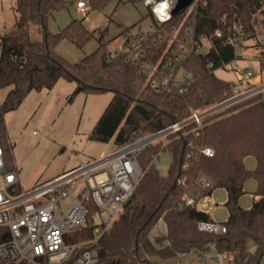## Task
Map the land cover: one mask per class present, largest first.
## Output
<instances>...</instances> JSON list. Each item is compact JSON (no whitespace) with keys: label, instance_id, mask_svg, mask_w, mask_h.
Returning a JSON list of instances; mask_svg holds the SVG:
<instances>
[{"label":"trees","instance_id":"obj_1","mask_svg":"<svg viewBox=\"0 0 264 264\" xmlns=\"http://www.w3.org/2000/svg\"><path fill=\"white\" fill-rule=\"evenodd\" d=\"M76 0H16V23L10 30L0 32V143L6 151L7 164L13 163V144L8 138L5 114L19 107L32 91L51 89L61 78L76 80L80 90L87 93L112 91L113 96L94 125L90 137L121 146L137 135L159 130L174 121L187 117L192 106L211 103L223 97L237 81L219 76L218 68H226L238 58L237 49L227 42L234 32L254 31L264 21V0H203L193 16L198 39L209 37L216 29L213 49L192 52L183 61L184 67L194 73L195 81L187 91L156 90L139 62L127 59L124 51L107 49L99 39V46L76 62L60 55L57 44L69 38L82 45L93 35L82 19H73L59 32L48 27L52 12ZM109 0H90L93 7ZM136 1V0H129ZM184 13H177L164 25L165 38L153 46L145 58L156 59L167 51L172 55L170 32L178 25ZM38 27L39 33L33 32ZM181 31H177V34ZM261 66L264 45L254 43ZM215 52V54H214ZM216 56L218 57L216 59ZM211 59L214 65H208ZM5 90L2 96L1 91ZM195 124H189L157 145L148 146L139 154L142 168L139 183L131 200L124 204L116 218L106 225L95 247L108 264H159L150 257H171L183 252L215 249L218 253H232L235 264H259L264 257V95H254L228 110L207 118L196 135ZM213 148V155L201 151ZM169 149L174 159L166 174H161L154 163L159 150ZM191 157H187V154ZM257 158V166L249 169L245 159ZM188 165L184 167V163ZM200 177L211 180L212 185L200 188ZM256 178L262 197L254 200L250 208L240 204L245 182ZM227 190L226 206L229 216L225 232L201 229L199 221H211L210 214L197 203L215 188ZM193 195V204L183 203ZM160 221L166 223L167 233L153 240L152 228ZM93 223L72 233L73 241H86L92 237ZM252 248H255L252 251Z\"/></svg>","mask_w":264,"mask_h":264},{"label":"built area","instance_id":"obj_2","mask_svg":"<svg viewBox=\"0 0 264 264\" xmlns=\"http://www.w3.org/2000/svg\"><path fill=\"white\" fill-rule=\"evenodd\" d=\"M143 1L150 8L153 22L147 29L139 25L136 32H125L123 51L127 53V59L140 63L141 72L156 90L184 93L188 85L195 81V76L184 67L183 61L192 52H200L204 45H207L208 51L213 49L214 37L222 36L223 31L216 29L209 37L198 39L193 16L203 0H191L180 11L185 16L178 25H173L170 32L173 54L165 57L167 51H164L155 60L145 58L153 51L154 45L164 40V25L173 20V10L179 0ZM165 2L168 8L164 14L154 11ZM76 5L84 13L91 9L90 0H76ZM161 15L164 18H160ZM179 30L181 33L177 34ZM250 41L264 45V21L258 23L254 31L234 32L227 37V42L236 49L250 47ZM214 60L209 61L210 67L214 65ZM261 70L264 71V61ZM235 72L237 84L226 90L222 98L192 106L187 117L159 130L137 135L108 154L82 161L25 190H18V170L8 166L5 148L0 143V264H108L102 261L98 250L92 246L101 232L96 220H100L103 227L110 224L132 197L142 175L139 154L150 145L166 141L189 124H195L193 131L198 135L207 118L254 95H264V73L257 75L249 68ZM201 151L207 155L209 151L211 155L214 153L210 146L203 147ZM187 157L191 154L188 153ZM153 159L159 169L158 155H154ZM187 165L186 161L184 167ZM197 183L200 188L212 185L206 177H200ZM261 197V194H255L254 200ZM194 202V196L187 195L183 203ZM89 223L94 225L91 239L71 240L72 233ZM198 225L213 232L227 230L224 221H199ZM164 226L167 233L166 223ZM146 257L151 259L148 254Z\"/></svg>","mask_w":264,"mask_h":264},{"label":"rangeland","instance_id":"obj_3","mask_svg":"<svg viewBox=\"0 0 264 264\" xmlns=\"http://www.w3.org/2000/svg\"><path fill=\"white\" fill-rule=\"evenodd\" d=\"M15 1L0 0V32L12 29L16 23ZM73 19H82L94 35L82 45L69 38H64L57 44V52L72 63L95 51L99 46V39L106 44L108 50L123 51L125 32H136L139 25L147 29L153 22L150 8L143 0H109L96 7L91 4V9L86 13L80 11L74 1L52 12L48 18V27L50 31L57 33ZM33 32L38 34L39 28L34 27ZM255 49L253 43L250 47H239L238 58L229 62L227 68H218L216 73L230 80L237 79V69L249 68L257 75L264 73L259 57L254 54ZM207 51L208 47L204 45L200 52ZM4 94L5 90H2L1 95ZM112 96V91L87 93L80 90L76 80L61 78L51 89L32 90L18 108L7 112L4 117L8 138L13 144L12 160L20 179L18 190L28 189L82 161L113 151L116 148L113 140L102 142L90 137ZM158 159L160 173L166 174L174 153L169 149H161ZM245 164L249 169H254L257 158L249 155ZM244 189L240 204L244 208H250L254 203V195L258 192L256 178L247 179ZM227 195L225 188H215L211 194L200 198L197 206L207 211L215 221H225L229 216V209L225 204ZM96 223L101 228V234L104 227L100 220H96ZM164 235V222L160 221L152 228L150 236L156 240ZM151 259L161 264H235L232 253H218L213 248L207 252L192 250L171 257L151 256ZM259 264H264V257Z\"/></svg>","mask_w":264,"mask_h":264},{"label":"water","instance_id":"obj_4","mask_svg":"<svg viewBox=\"0 0 264 264\" xmlns=\"http://www.w3.org/2000/svg\"><path fill=\"white\" fill-rule=\"evenodd\" d=\"M191 0H179L177 2V5L175 6L174 10H173V14H177L179 13L183 8L186 7V5L190 2ZM218 57L216 56V59ZM131 200V198L127 201V203Z\"/></svg>","mask_w":264,"mask_h":264},{"label":"clouds","instance_id":"obj_5","mask_svg":"<svg viewBox=\"0 0 264 264\" xmlns=\"http://www.w3.org/2000/svg\"><path fill=\"white\" fill-rule=\"evenodd\" d=\"M167 8H168V4H167V2H165L162 5H160L158 8L154 9V11L157 12L158 14H164L165 9H167ZM160 18H164L163 15H161ZM208 154L211 155V151H209Z\"/></svg>","mask_w":264,"mask_h":264},{"label":"crops","instance_id":"obj_6","mask_svg":"<svg viewBox=\"0 0 264 264\" xmlns=\"http://www.w3.org/2000/svg\"><path fill=\"white\" fill-rule=\"evenodd\" d=\"M256 52H257V49H255L254 54H256ZM212 220H214V219L212 218ZM214 221H215V220H214Z\"/></svg>","mask_w":264,"mask_h":264}]
</instances>
